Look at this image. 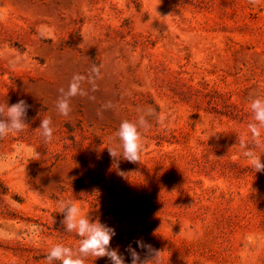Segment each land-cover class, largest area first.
<instances>
[{
  "label": "rangeland",
  "instance_id": "374dc122",
  "mask_svg": "<svg viewBox=\"0 0 264 264\" xmlns=\"http://www.w3.org/2000/svg\"><path fill=\"white\" fill-rule=\"evenodd\" d=\"M75 76L86 95L65 117ZM257 96L264 6L249 0H0V104L29 105V127L0 140V264L77 249L58 207L69 200L115 229L125 264L129 244L150 255L140 239L156 264H264V172L244 157ZM141 116V163L114 167L107 148Z\"/></svg>",
  "mask_w": 264,
  "mask_h": 264
},
{
  "label": "clouds",
  "instance_id": "9594fccd",
  "mask_svg": "<svg viewBox=\"0 0 264 264\" xmlns=\"http://www.w3.org/2000/svg\"><path fill=\"white\" fill-rule=\"evenodd\" d=\"M253 7L264 6V0H249ZM93 72L99 73V68L93 66ZM81 77L75 76L69 90L65 96L57 102V110L62 116H69L71 112L68 97L76 95H86L80 86ZM63 91V90H62ZM250 109L253 113V122L249 124L253 145L244 152V157L249 162L255 172H264V160L257 155L256 148H264L261 143L262 134H264V99L254 97L250 100ZM29 105L26 101L19 100L16 104L9 105L0 104V140L9 135H15L23 132L28 128L27 112ZM149 127L148 121L144 116H141L135 123L128 120L122 121L116 137L119 144L114 148H107L113 166L118 168L121 159L136 164L141 163L142 155L145 148V138L142 130H147ZM41 133L46 142H51L53 139L54 128L52 121L49 118L41 120L39 128L36 130ZM124 175L123 172L119 173ZM60 214L64 219L61 224L64 231L67 233H75L80 238L79 247L73 249L57 244L53 246L45 260L47 264H86L89 258H108L111 264H125V257L121 255L119 248H112V240L116 235L114 228L103 224L99 219L93 221L90 216L85 215L83 209L79 206V201H60L58 203ZM141 249H146L150 254L145 258L131 244L125 249L131 257V264H156L160 258L161 252L152 249L151 245L144 243L142 239L134 241ZM154 256V259L151 258Z\"/></svg>",
  "mask_w": 264,
  "mask_h": 264
}]
</instances>
